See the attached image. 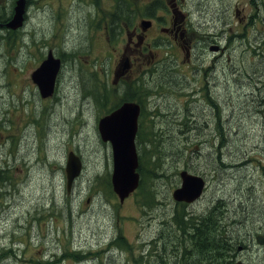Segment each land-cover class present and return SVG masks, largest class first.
<instances>
[{"label":"rangeland","instance_id":"374dc122","mask_svg":"<svg viewBox=\"0 0 264 264\" xmlns=\"http://www.w3.org/2000/svg\"><path fill=\"white\" fill-rule=\"evenodd\" d=\"M185 2L192 9L186 11L189 35L197 46L191 61L154 32L149 37L156 44L148 50L154 62L142 63L143 72L133 71L114 87L124 42L119 35L117 40L104 37L105 11L95 17V11H78L79 0L29 1V54L15 55L9 63L0 55L5 136L0 142V264H40L56 250L64 251V264H186L194 255L188 251L191 237L180 230L173 242L171 216L185 211L201 216L214 206L235 248L248 246L247 232L254 226L264 229V6L256 3L260 0ZM215 35L222 47L218 59L203 45L206 36ZM52 38L74 47L76 55L65 57L64 92L45 101L30 75L41 62L40 52L46 53L42 42ZM138 94L147 95L143 137L149 135L145 131H160L159 143H153L159 150L168 144L167 157L160 175L153 182L147 175L120 204L106 182L111 148L100 140L97 123L124 97ZM44 108L43 137L27 127L18 148L10 143L11 123L18 125L21 116ZM185 149H195L187 161L180 156ZM69 150L81 157L83 170L67 192ZM207 151L219 152L221 160ZM147 170L155 172L149 164ZM182 170L206 183L202 197L184 207L174 205L171 196ZM118 235L126 243L105 254V244ZM152 236L160 241V258L152 246L150 254L140 256L145 252L141 242ZM242 256L244 264L255 258Z\"/></svg>","mask_w":264,"mask_h":264},{"label":"flooded vegetation","instance_id":"af4514ba","mask_svg":"<svg viewBox=\"0 0 264 264\" xmlns=\"http://www.w3.org/2000/svg\"><path fill=\"white\" fill-rule=\"evenodd\" d=\"M24 1L25 4L21 24L20 26L11 28L8 24L14 19L16 14L14 9L17 0H0V46H3L4 49V52L0 55L9 58L7 63H9L10 59L15 55L23 53L29 54L27 48L32 43V39L30 32L27 31L26 28L29 21L28 7L30 0ZM256 3H261V5L264 6V0H260V2ZM78 11H95L91 15L94 17L102 11H105L104 25L102 28L104 37H106L107 40H111L112 38L117 40V36L119 35L118 40H123L124 49L121 51L122 53L117 56V62L122 58L127 59L130 63V69L124 77L118 80V82L128 77L133 71L138 73L143 72L144 69L141 70L142 63L149 64L150 61L154 62V55L148 51L152 44H156L155 38L149 37L154 32L160 33L159 37L162 39L164 45L183 50L185 52V62L187 63L191 61L194 51L197 49V46L193 43L189 35L192 29L186 12L192 11V9L188 7L185 0H79ZM195 11H201V9H195ZM242 20L243 19H241L240 22ZM144 22H147V26L144 25ZM216 37H218V35L206 36L203 45L207 46L208 50L216 55L214 57L215 59H218L222 53V47L218 43ZM42 44H44L46 48V53H44V56L43 53L40 52L41 62L48 58H52V60H57L59 62V69L54 79L53 92L51 96L44 98L45 101H51V99H55L58 92L59 94L64 92L60 90V86L65 57L67 55H73V57H75L76 53L74 52V47L69 48L64 45V40H60L59 42L58 39L55 40L52 38L43 41ZM147 51L148 55H146ZM111 61L112 58L109 61L110 64L112 63ZM118 82L116 81L114 85ZM44 111L45 108L38 110L36 115L31 113L25 117L21 116L19 118L20 125L19 123L18 125L11 123L10 143L17 142L18 148L19 139L22 140L27 134V129H25L27 127H33L34 130L36 128L38 137L41 139L43 137L42 123L45 119ZM141 117L142 113H140V120ZM2 126L0 125V142L5 138L1 132ZM20 131H23L24 134L18 137ZM145 133H149V135L145 136L146 140H150V134H152L151 139L155 140L160 131L155 130L151 133L150 131H145ZM71 151L72 150H69L68 153ZM178 203L183 207L185 205L188 206L181 202H175L174 205ZM171 217L172 221L170 225L172 233H174V243L177 242L175 234L179 233L180 230L188 236L191 235L193 220L191 215H189V211H185V215ZM121 239V241H118V237L115 236L109 239V242L105 244L106 248L104 249V253L106 254L109 251H113L117 249L119 245H122V243H126V239L123 236H121ZM246 241L248 246L242 243L236 247L237 252H234L235 255L233 254L234 256L232 259L234 264H244L242 256L244 253H253L255 255V258L250 260V264H264V229L254 226L247 232ZM141 245L145 252H142L140 256L150 254V252H147L150 246H152L153 254L156 256L159 255L161 245L158 238L152 236L151 239L143 240ZM188 251L190 252L191 250L189 249ZM64 254L63 250L62 252L56 250L51 253L47 259H41L42 262L40 264H64ZM158 258H160V256H158Z\"/></svg>","mask_w":264,"mask_h":264},{"label":"water","instance_id":"95a60500","mask_svg":"<svg viewBox=\"0 0 264 264\" xmlns=\"http://www.w3.org/2000/svg\"><path fill=\"white\" fill-rule=\"evenodd\" d=\"M24 0H17L14 19L8 24L14 28L20 26L24 11ZM147 26V22H144ZM130 68L127 59L122 58L114 70L113 84L124 76ZM59 69V62L48 58L31 73V80L37 86L40 96L46 98L53 92L54 79ZM140 107L134 102H124L110 114L99 119L97 130L100 140L108 143L112 155V171L110 181L112 190L123 202L139 184V174L136 172L138 158L135 138L138 128ZM82 163L77 155L69 152L65 163L66 191L80 175ZM180 186L172 192V199L176 202L191 204L201 198L205 189L203 177L191 174L186 170L179 173ZM258 241V240H257ZM261 243V242H260Z\"/></svg>","mask_w":264,"mask_h":264},{"label":"trees","instance_id":"16d2710c","mask_svg":"<svg viewBox=\"0 0 264 264\" xmlns=\"http://www.w3.org/2000/svg\"><path fill=\"white\" fill-rule=\"evenodd\" d=\"M150 92L149 90L145 89V92ZM143 97H147L146 94H138L136 96H128L124 97L120 100L122 102H136L141 107V110H144V100ZM119 103V104H120ZM119 104L111 107L106 111L105 114H109L111 111L115 110ZM141 121H139V127L136 135V147L138 151V168L137 172L139 174V185L137 190L141 188L144 183V178L147 175L151 174V181L153 182L156 178L154 177L159 176V171H162L164 165V159L167 157L166 147L168 144L160 145L163 148L159 150L157 148L156 142L157 139L152 140V134L150 139L146 140L144 135L143 137V128L141 126ZM183 125H185L183 123ZM145 133V132H144ZM146 134V133H145ZM195 150V149H194ZM190 149H185L181 152L180 156H183V161H187L191 158L192 151ZM213 154L212 152L207 151V156L216 157V159L221 160L220 155ZM215 159V161H216ZM148 160V161H147ZM147 161V162H146ZM150 165L155 172L152 170H147V165ZM240 166V165H237ZM4 170H0V173H3ZM2 179V178H0ZM108 187L111 188L110 180L106 179ZM151 200V199H150ZM218 206L211 207L209 210L205 212L203 215H195L192 217V228L191 231V253L194 255L191 257V261L188 258L186 264H234L232 262L233 251L236 250L235 242L229 239L231 238L228 236L226 232V228L221 223L223 220L219 219L220 212L217 211ZM185 215L183 212L181 215ZM197 236V237H196ZM202 238V239H201ZM121 236H118V241H121ZM233 255V256H232ZM232 256V257H231ZM231 257V258H230Z\"/></svg>","mask_w":264,"mask_h":264},{"label":"bare ground","instance_id":"6f19581e","mask_svg":"<svg viewBox=\"0 0 264 264\" xmlns=\"http://www.w3.org/2000/svg\"><path fill=\"white\" fill-rule=\"evenodd\" d=\"M208 10H209V9H208ZM171 84H172V83H171ZM185 117H186V116H185ZM185 117H184V118H185ZM186 120H187V119H186ZM137 168H138V167H137ZM136 172H137V170H136ZM137 173H138V172H137ZM139 179H140V178H139ZM150 199H152V198H150ZM150 201H152V200H150ZM150 201H149V203H152V202H150ZM145 203H146V202H145ZM147 203H148V202H147ZM153 203H154V202H153ZM151 205H153V204H151ZM196 237H197V236H196ZM201 239H202V238H201ZM192 255H193V254H192ZM189 256H190V255H189ZM190 258H191V257H190ZM231 260H232V259H231Z\"/></svg>","mask_w":264,"mask_h":264}]
</instances>
